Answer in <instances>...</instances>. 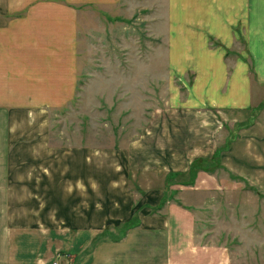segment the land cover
<instances>
[{
	"label": "crops",
	"instance_id": "obj_1",
	"mask_svg": "<svg viewBox=\"0 0 264 264\" xmlns=\"http://www.w3.org/2000/svg\"><path fill=\"white\" fill-rule=\"evenodd\" d=\"M120 1L0 0V264H25L18 258L25 250L37 255L35 245L38 250L42 239H58L57 223L65 225L64 239L70 242L64 250L71 259L77 256L76 264H232L225 246L198 239L196 216L173 201L155 214L140 210L138 225L116 240L98 238L106 226L135 215L125 171L57 168L48 112L65 105L75 92L79 8L114 7ZM185 1H179L168 23L172 38H163L164 58L176 75H191L193 115L206 120L201 125L205 131L216 130L215 113L227 119L230 112L249 111L246 59L253 65L254 82L264 86V0ZM210 40L220 46L213 47ZM241 43L246 51L238 50L239 56L230 60L226 49H238ZM256 129V137H241L246 154L239 153L238 140L226 155H264V127ZM196 138L210 142L204 134ZM192 154L208 155L196 147ZM156 190L146 194L144 204L159 203L163 192ZM85 229L91 233L88 239L81 236L80 245L75 241Z\"/></svg>",
	"mask_w": 264,
	"mask_h": 264
},
{
	"label": "rangeland",
	"instance_id": "obj_2",
	"mask_svg": "<svg viewBox=\"0 0 264 264\" xmlns=\"http://www.w3.org/2000/svg\"><path fill=\"white\" fill-rule=\"evenodd\" d=\"M179 1L121 0L114 7L79 8L76 88L69 102L48 112L49 144L56 148L58 169H123L134 223L142 209L157 212L162 200L151 206L144 198L161 190L166 202L196 216L201 242L225 246L232 264H264V155H226L238 140L239 153H245L248 147L241 137H256V127H264V86L254 82L253 65L246 59L252 87L249 111L230 112L227 119L215 113L218 128L202 129L206 120L194 116L188 96L191 75H176L164 58L163 38H172L168 23ZM238 47L226 49L230 60L239 56L238 50L246 51L242 43ZM199 134L210 138L209 144L200 143ZM195 147L208 155L192 154ZM217 148L221 151L215 159L209 154ZM196 159L203 162L194 178L166 172L190 167ZM64 227L57 223L58 239H42L38 250L35 245L38 254L25 250L18 256L20 263L76 264L77 256L72 252L71 259L64 250L70 242L64 239ZM124 228L106 226L98 238L116 240ZM82 232L75 241L80 245L91 233Z\"/></svg>",
	"mask_w": 264,
	"mask_h": 264
},
{
	"label": "trees",
	"instance_id": "obj_3",
	"mask_svg": "<svg viewBox=\"0 0 264 264\" xmlns=\"http://www.w3.org/2000/svg\"><path fill=\"white\" fill-rule=\"evenodd\" d=\"M221 151V149L220 148H217L216 150H215V152H214V154H213V156H212V158H217L216 157V155H218L219 154V152ZM201 162H203L202 161V159H196V160H194L191 164H190V167H189V169L187 170V172L185 173L186 174V176L187 175H189V178H194V177H196V170H197V165H199ZM168 174H175V175H181V173H168ZM184 174V173H183ZM194 181L192 180L191 181V184L193 183ZM178 184H183V183H178ZM162 200V202H161V204H159L160 205V207H158V209L159 208H161L162 206L161 205H163V204H165V202H166V200H164V199H161ZM138 225V221H136L135 223H134V221H132V219L130 220V221H128V222H126V223H123L122 224V226L123 227H125L123 230H128V229H131V228H133V227H135V226H137Z\"/></svg>",
	"mask_w": 264,
	"mask_h": 264
},
{
	"label": "built area",
	"instance_id": "obj_4",
	"mask_svg": "<svg viewBox=\"0 0 264 264\" xmlns=\"http://www.w3.org/2000/svg\"><path fill=\"white\" fill-rule=\"evenodd\" d=\"M51 264H58V262H53V263H51Z\"/></svg>",
	"mask_w": 264,
	"mask_h": 264
}]
</instances>
